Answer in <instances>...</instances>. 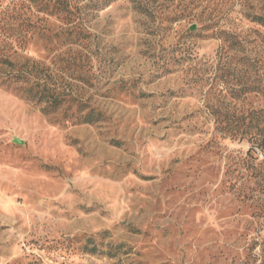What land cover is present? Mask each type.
<instances>
[{
    "label": "rangeland",
    "instance_id": "rangeland-1",
    "mask_svg": "<svg viewBox=\"0 0 264 264\" xmlns=\"http://www.w3.org/2000/svg\"><path fill=\"white\" fill-rule=\"evenodd\" d=\"M55 1L0 0V76L4 58L50 64L71 46L41 10ZM67 1L86 8L97 85L83 87L106 119L45 116L0 86V264H264L249 144L215 131L264 107L261 94L235 96L264 61L250 19L264 0Z\"/></svg>",
    "mask_w": 264,
    "mask_h": 264
},
{
    "label": "trees",
    "instance_id": "trees-1",
    "mask_svg": "<svg viewBox=\"0 0 264 264\" xmlns=\"http://www.w3.org/2000/svg\"><path fill=\"white\" fill-rule=\"evenodd\" d=\"M106 5L100 8L104 9ZM85 7H71L67 0H56L41 10L48 16L57 15L64 26L55 36L64 45H71L67 51L60 52L52 58L50 64L36 60L25 59L23 62L2 59L9 71H3L0 76V86L11 89L21 99L36 106L42 115L48 116L62 113L64 119L73 121L76 125H95L105 121L106 115L93 96H87L83 86L96 88L94 82V64L92 53V33L85 25ZM140 13H147L144 9H137ZM251 22L264 29V18L252 16ZM20 29L12 30V35L18 37ZM48 38V37H47ZM219 38L228 50L242 51V45L234 36L221 31ZM50 39V38H48ZM74 48L73 50L71 48ZM241 67H248L244 62ZM251 81L249 85L238 79L240 86L236 98L247 92L261 94L264 97V61L254 56L251 62ZM93 72V73H92ZM112 89L106 90L109 93ZM215 131L223 138L245 140L249 144L246 152L245 172L252 187L250 198L253 209L264 215V107L253 108L240 115L224 116L215 121ZM260 153V157H259ZM118 248V247H116ZM85 252L96 254L95 247H85ZM115 258L117 255L111 250L106 255Z\"/></svg>",
    "mask_w": 264,
    "mask_h": 264
}]
</instances>
